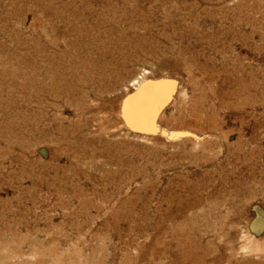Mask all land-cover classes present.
<instances>
[{
	"label": "rangeland",
	"instance_id": "1",
	"mask_svg": "<svg viewBox=\"0 0 264 264\" xmlns=\"http://www.w3.org/2000/svg\"><path fill=\"white\" fill-rule=\"evenodd\" d=\"M0 264H264V0H0Z\"/></svg>",
	"mask_w": 264,
	"mask_h": 264
},
{
	"label": "bare ground",
	"instance_id": "2",
	"mask_svg": "<svg viewBox=\"0 0 264 264\" xmlns=\"http://www.w3.org/2000/svg\"><path fill=\"white\" fill-rule=\"evenodd\" d=\"M151 94V95H150ZM152 96H153V92H152V90H150L148 93H144L143 92V94L142 95H140V100H139V102L138 103H136V101L132 104V107H131V109H132V113H133V115H138V114H142V125H146V122L148 121V120H150L151 118H152V116H153V110L151 109V107H152V100H153V98H152ZM132 117H134V116H132ZM138 118V117H137ZM137 118L136 117H134L133 119H132V121L133 122H137ZM140 119V118H139ZM140 121V120H139ZM173 135H174V133H172V132H169L168 133V136L171 138V137H173ZM4 254V253H3ZM7 256V255H6Z\"/></svg>",
	"mask_w": 264,
	"mask_h": 264
},
{
	"label": "water",
	"instance_id": "3",
	"mask_svg": "<svg viewBox=\"0 0 264 264\" xmlns=\"http://www.w3.org/2000/svg\"><path fill=\"white\" fill-rule=\"evenodd\" d=\"M158 82H160V80L159 81H157V80L156 81L149 80L148 81V84H146L144 87H142V89H140L139 92L137 93L138 96L136 97V103L139 102V100L141 98L140 95H142L143 92L146 94L148 90H152V92H155V93L157 91H159L160 88H161V83H158ZM133 96H132V99H130L129 103H132ZM130 126L134 129V131H136L138 133H142V134H152V132L149 131V129L147 127L146 128L140 127L141 129L135 128L132 122H130ZM161 133L164 134V135H166V131H164V130H162ZM183 135H184L183 133H179L178 132V133H175L173 136L182 137Z\"/></svg>",
	"mask_w": 264,
	"mask_h": 264
}]
</instances>
